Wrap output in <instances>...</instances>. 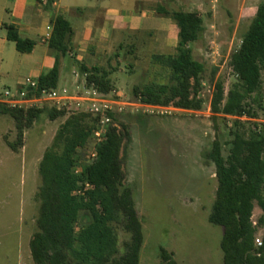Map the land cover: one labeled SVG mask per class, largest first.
Wrapping results in <instances>:
<instances>
[{
  "label": "trees",
  "instance_id": "trees-1",
  "mask_svg": "<svg viewBox=\"0 0 264 264\" xmlns=\"http://www.w3.org/2000/svg\"><path fill=\"white\" fill-rule=\"evenodd\" d=\"M55 0H49L53 5ZM179 29L176 56H154L168 67L169 84L135 87L136 98L144 105L201 111L205 100L203 75L205 65L194 59L192 45L204 31V21L196 12H169ZM49 48L56 57L55 67L38 81L39 92L57 89L60 83V60L70 50L73 36L71 23L62 15L52 20ZM8 40L20 53H31L36 43L20 36L15 26H5ZM230 67L234 82L228 92L225 83H215L211 102L213 120L235 117L234 139L229 155H223L222 144L215 140L207 159L216 167L218 189L209 221L224 228L221 243L224 264H264L263 246L255 240L264 228V216L254 225L256 204L264 213V123H255L249 132L245 123L258 120L264 112V0L259 5L239 48L232 54ZM87 88L109 95L115 92L111 74L99 68L80 67ZM0 113L14 119L18 129L15 142L9 146L18 152L24 144L25 131L46 114L51 121L66 118L53 144L39 164L41 186L36 199L40 204L37 231L30 241L35 264H140L144 244L143 226L137 212L133 190L126 185L124 158L129 128L112 116L107 140L97 148V160L77 175L75 168L91 147V138L99 118L90 114L68 115L55 108L12 109L0 104ZM245 121H244V120ZM89 188L86 189V186ZM82 212L88 222L79 230ZM129 234L124 251L119 249L116 228ZM161 264H179L174 254L161 249Z\"/></svg>",
  "mask_w": 264,
  "mask_h": 264
},
{
  "label": "rangeland",
  "instance_id": "rangeland-1",
  "mask_svg": "<svg viewBox=\"0 0 264 264\" xmlns=\"http://www.w3.org/2000/svg\"><path fill=\"white\" fill-rule=\"evenodd\" d=\"M164 2L170 12H196L204 21V31L192 49L194 59L205 65L201 94L205 105L201 111L140 106L135 87L171 83V70L154 56H176V49L162 51L156 42L136 43L124 47L111 61L117 62L118 70L111 76L115 92L109 98L138 105L127 106L119 120L130 133L122 156L125 183L133 190L143 226L140 264H161V249L174 254L179 264H224V228L209 221L218 189L216 167L206 156L215 140L222 144L223 155H229L236 119L221 115L215 122L211 102L217 81L225 83L226 92L230 90L234 82L231 56L241 45L263 0ZM85 82L86 78H81L77 84L80 91ZM59 86L73 88L63 78ZM6 89L16 90L1 87ZM65 120L51 121L42 115L25 131L24 144L15 152L8 142L18 138L16 122L0 113V264H35L30 241L37 231L40 208L36 199L42 183L39 164ZM255 123H264V112L241 130L248 133ZM263 216L256 204L253 221L258 223ZM88 220V214L82 212L76 229ZM116 233L123 252L129 234L121 226H117ZM258 236L264 237V228Z\"/></svg>",
  "mask_w": 264,
  "mask_h": 264
},
{
  "label": "crops",
  "instance_id": "crops-1",
  "mask_svg": "<svg viewBox=\"0 0 264 264\" xmlns=\"http://www.w3.org/2000/svg\"><path fill=\"white\" fill-rule=\"evenodd\" d=\"M48 2L0 0V92L3 85L18 90L26 78L38 80L55 67V54L43 39L53 32L52 20L59 15L73 29L70 50L60 60V81L72 84V90L85 78L81 66L111 76L117 72V62L111 61L124 47L156 42L162 51L177 50L179 29L162 13L170 12L164 0H55L52 6ZM5 26H15L22 38L34 41V50L18 52Z\"/></svg>",
  "mask_w": 264,
  "mask_h": 264
},
{
  "label": "built area",
  "instance_id": "built-area-1",
  "mask_svg": "<svg viewBox=\"0 0 264 264\" xmlns=\"http://www.w3.org/2000/svg\"><path fill=\"white\" fill-rule=\"evenodd\" d=\"M52 36L50 31L43 39L47 43ZM0 104L12 109H42L55 108L64 111L68 115L84 113L99 118L96 129L91 138V147L87 150L83 160L75 168L77 175L81 174L83 169L97 160V148L107 140L108 128L112 123V116H119L124 113L127 106H138L137 104H126L109 98V95L103 94L94 88H87L85 85L80 91L79 85L75 90L67 87H58L57 89L43 90L39 92L38 81L32 78H26L22 87L12 91L6 89L0 92ZM141 107L167 109L165 107L144 105L140 102ZM162 112L161 115H165ZM235 118V117H233ZM236 119V118H235ZM244 120V119H243ZM89 185L86 186V189ZM258 226V223L254 222ZM260 231V228H259ZM256 246H263V237L257 234L255 240Z\"/></svg>",
  "mask_w": 264,
  "mask_h": 264
}]
</instances>
